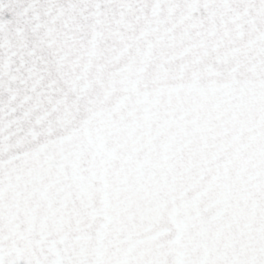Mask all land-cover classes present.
<instances>
[{
    "label": "snow or ice",
    "instance_id": "1",
    "mask_svg": "<svg viewBox=\"0 0 264 264\" xmlns=\"http://www.w3.org/2000/svg\"><path fill=\"white\" fill-rule=\"evenodd\" d=\"M0 264H264V0H0Z\"/></svg>",
    "mask_w": 264,
    "mask_h": 264
}]
</instances>
